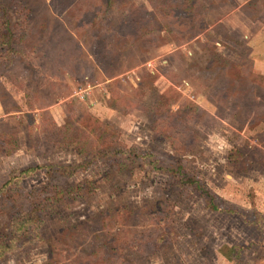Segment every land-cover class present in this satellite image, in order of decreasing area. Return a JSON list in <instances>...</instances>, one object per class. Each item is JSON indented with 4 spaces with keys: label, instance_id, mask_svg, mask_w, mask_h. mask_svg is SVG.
I'll list each match as a JSON object with an SVG mask.
<instances>
[{
    "label": "rangeland",
    "instance_id": "rangeland-1",
    "mask_svg": "<svg viewBox=\"0 0 264 264\" xmlns=\"http://www.w3.org/2000/svg\"><path fill=\"white\" fill-rule=\"evenodd\" d=\"M0 237V264H264V0H0Z\"/></svg>",
    "mask_w": 264,
    "mask_h": 264
},
{
    "label": "built area",
    "instance_id": "built-area-1",
    "mask_svg": "<svg viewBox=\"0 0 264 264\" xmlns=\"http://www.w3.org/2000/svg\"><path fill=\"white\" fill-rule=\"evenodd\" d=\"M146 67H148V68H153L154 67V65H153V62H147L146 64ZM136 72H135V70H132L131 72H129L127 75H131V74H135ZM86 92V88H84V89H82V90H79V92H78V95L79 96H81V97H83V94Z\"/></svg>",
    "mask_w": 264,
    "mask_h": 264
},
{
    "label": "trees",
    "instance_id": "trees-1",
    "mask_svg": "<svg viewBox=\"0 0 264 264\" xmlns=\"http://www.w3.org/2000/svg\"><path fill=\"white\" fill-rule=\"evenodd\" d=\"M9 246L7 245V242L4 241V239L2 237H0V255L7 251L9 248Z\"/></svg>",
    "mask_w": 264,
    "mask_h": 264
},
{
    "label": "crops",
    "instance_id": "crops-1",
    "mask_svg": "<svg viewBox=\"0 0 264 264\" xmlns=\"http://www.w3.org/2000/svg\"><path fill=\"white\" fill-rule=\"evenodd\" d=\"M220 254H221L223 257H226V256L228 255L227 252H225V251H223V250L220 251Z\"/></svg>",
    "mask_w": 264,
    "mask_h": 264
}]
</instances>
